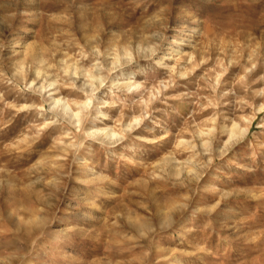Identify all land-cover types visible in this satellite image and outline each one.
<instances>
[{"label": "rangeland", "instance_id": "1", "mask_svg": "<svg viewBox=\"0 0 264 264\" xmlns=\"http://www.w3.org/2000/svg\"><path fill=\"white\" fill-rule=\"evenodd\" d=\"M0 264H264V0H0Z\"/></svg>", "mask_w": 264, "mask_h": 264}, {"label": "bare ground", "instance_id": "2", "mask_svg": "<svg viewBox=\"0 0 264 264\" xmlns=\"http://www.w3.org/2000/svg\"><path fill=\"white\" fill-rule=\"evenodd\" d=\"M175 50H176V48H175ZM33 59H36L34 56L32 57ZM159 61V60H158ZM161 61V60H160ZM160 63V62H159ZM162 63V62H161ZM52 85V84H51ZM132 86V85H131ZM67 108H68V106H66ZM66 107H65V109H66ZM112 131V130H111ZM236 129L234 128V129H232V133H236ZM107 136L109 137V136H112V135H114V133L113 132H110V131H108L107 133ZM232 135V134H231Z\"/></svg>", "mask_w": 264, "mask_h": 264}]
</instances>
